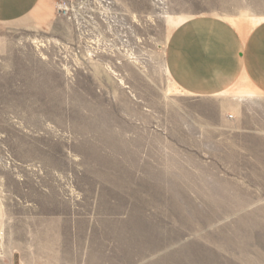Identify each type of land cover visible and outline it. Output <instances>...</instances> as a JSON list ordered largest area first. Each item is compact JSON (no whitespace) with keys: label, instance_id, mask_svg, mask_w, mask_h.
I'll use <instances>...</instances> for the list:
<instances>
[{"label":"rangeland","instance_id":"rangeland-1","mask_svg":"<svg viewBox=\"0 0 264 264\" xmlns=\"http://www.w3.org/2000/svg\"><path fill=\"white\" fill-rule=\"evenodd\" d=\"M56 1L0 22V264H264V98L165 63L185 19L264 0Z\"/></svg>","mask_w":264,"mask_h":264},{"label":"crops","instance_id":"crops-1","mask_svg":"<svg viewBox=\"0 0 264 264\" xmlns=\"http://www.w3.org/2000/svg\"><path fill=\"white\" fill-rule=\"evenodd\" d=\"M45 0H0V22L16 21ZM171 79L195 96L229 91L264 98V19L249 26L214 14L182 21L165 51Z\"/></svg>","mask_w":264,"mask_h":264},{"label":"built area","instance_id":"built-area-1","mask_svg":"<svg viewBox=\"0 0 264 264\" xmlns=\"http://www.w3.org/2000/svg\"><path fill=\"white\" fill-rule=\"evenodd\" d=\"M56 9L61 15L65 17H70V14L72 12L71 1L70 0H57Z\"/></svg>","mask_w":264,"mask_h":264}]
</instances>
